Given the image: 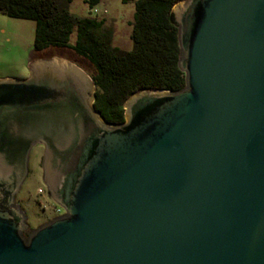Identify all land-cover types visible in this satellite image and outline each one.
Here are the masks:
<instances>
[{
    "label": "water",
    "instance_id": "water-1",
    "mask_svg": "<svg viewBox=\"0 0 264 264\" xmlns=\"http://www.w3.org/2000/svg\"><path fill=\"white\" fill-rule=\"evenodd\" d=\"M185 87L141 90L112 124L61 58L0 80V264H264V0L172 9ZM36 145L64 213L16 195Z\"/></svg>",
    "mask_w": 264,
    "mask_h": 264
},
{
    "label": "trees",
    "instance_id": "trees-1",
    "mask_svg": "<svg viewBox=\"0 0 264 264\" xmlns=\"http://www.w3.org/2000/svg\"><path fill=\"white\" fill-rule=\"evenodd\" d=\"M181 1L136 0L131 51L113 46L114 31L104 20L72 14L68 7L71 0H0V11L35 22V54L45 59L46 53L63 50L87 61L93 68L95 110L107 122L123 124L125 103L133 94L141 90L175 93L186 85L172 14ZM87 3L94 6L97 0Z\"/></svg>",
    "mask_w": 264,
    "mask_h": 264
},
{
    "label": "rangeland",
    "instance_id": "rangeland-1",
    "mask_svg": "<svg viewBox=\"0 0 264 264\" xmlns=\"http://www.w3.org/2000/svg\"><path fill=\"white\" fill-rule=\"evenodd\" d=\"M87 1L71 0L68 4L72 14L104 20L114 31L113 46L131 51L133 16L136 0H97L91 6ZM60 3L66 0H59ZM35 22L11 18L0 11V80H24L30 76V64L44 59L34 53ZM75 41V33L71 43ZM47 58H61L81 68L91 77L92 66L72 52L57 50L46 53ZM44 55V56H45ZM44 147L36 145L29 157L28 175L16 195L15 202L27 215V224L34 230L57 217L59 206L48 195L43 183L42 162Z\"/></svg>",
    "mask_w": 264,
    "mask_h": 264
},
{
    "label": "built area",
    "instance_id": "built-area-1",
    "mask_svg": "<svg viewBox=\"0 0 264 264\" xmlns=\"http://www.w3.org/2000/svg\"><path fill=\"white\" fill-rule=\"evenodd\" d=\"M64 213L63 209L61 207H59L57 209V215H62Z\"/></svg>",
    "mask_w": 264,
    "mask_h": 264
},
{
    "label": "clouds",
    "instance_id": "clouds-1",
    "mask_svg": "<svg viewBox=\"0 0 264 264\" xmlns=\"http://www.w3.org/2000/svg\"><path fill=\"white\" fill-rule=\"evenodd\" d=\"M59 216V215H58Z\"/></svg>",
    "mask_w": 264,
    "mask_h": 264
},
{
    "label": "flooded vegetation",
    "instance_id": "flooded-vegetation-1",
    "mask_svg": "<svg viewBox=\"0 0 264 264\" xmlns=\"http://www.w3.org/2000/svg\"><path fill=\"white\" fill-rule=\"evenodd\" d=\"M58 216V215H57Z\"/></svg>",
    "mask_w": 264,
    "mask_h": 264
}]
</instances>
